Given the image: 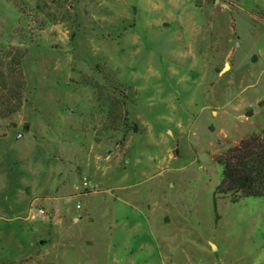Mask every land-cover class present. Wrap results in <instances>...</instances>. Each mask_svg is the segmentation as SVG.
<instances>
[{"label":"rangeland","instance_id":"rangeland-1","mask_svg":"<svg viewBox=\"0 0 264 264\" xmlns=\"http://www.w3.org/2000/svg\"><path fill=\"white\" fill-rule=\"evenodd\" d=\"M262 108L264 0H0V264H264Z\"/></svg>","mask_w":264,"mask_h":264},{"label":"trees","instance_id":"trees-1","mask_svg":"<svg viewBox=\"0 0 264 264\" xmlns=\"http://www.w3.org/2000/svg\"><path fill=\"white\" fill-rule=\"evenodd\" d=\"M222 167V178L217 188L219 196L232 203L246 198L264 200V136L244 139L238 147L217 159Z\"/></svg>","mask_w":264,"mask_h":264},{"label":"crops","instance_id":"crops-1","mask_svg":"<svg viewBox=\"0 0 264 264\" xmlns=\"http://www.w3.org/2000/svg\"><path fill=\"white\" fill-rule=\"evenodd\" d=\"M239 44H240V42H238ZM232 55H234V53H232L231 51L230 52H228V56H227V58H225V59H230L231 57H232ZM260 103H263V100L262 99H257V102H256V106H258ZM259 107V106H258ZM262 110V112H259V113H257V112H255V114H254V116L253 117H251V118H255L256 116H258L259 114H260V116H261V118H263L264 117V108H262L261 109ZM228 115V114H227ZM264 120H262V122H263ZM263 124H264V122H263ZM256 130H258L260 133L261 132H264V127H261V128H256V129H253V131L252 132H247V133H245V135H244V137L243 138H247L248 136H250V135H252L253 133L254 134H260V133H256L255 131ZM253 134V135H254ZM244 140V139H243ZM243 140H241L240 142H239V145H240V143L243 141Z\"/></svg>","mask_w":264,"mask_h":264},{"label":"built area","instance_id":"built-area-1","mask_svg":"<svg viewBox=\"0 0 264 264\" xmlns=\"http://www.w3.org/2000/svg\"><path fill=\"white\" fill-rule=\"evenodd\" d=\"M84 186L86 187V189L89 188V184L88 183H85Z\"/></svg>","mask_w":264,"mask_h":264},{"label":"water","instance_id":"water-1","mask_svg":"<svg viewBox=\"0 0 264 264\" xmlns=\"http://www.w3.org/2000/svg\"><path fill=\"white\" fill-rule=\"evenodd\" d=\"M84 216H86V214H84Z\"/></svg>","mask_w":264,"mask_h":264}]
</instances>
